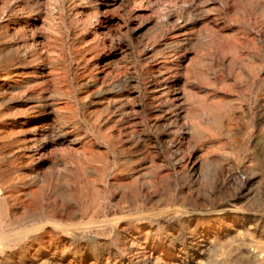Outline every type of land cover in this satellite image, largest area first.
<instances>
[{"label":"rangeland","instance_id":"1","mask_svg":"<svg viewBox=\"0 0 264 264\" xmlns=\"http://www.w3.org/2000/svg\"><path fill=\"white\" fill-rule=\"evenodd\" d=\"M66 263L264 264V0H0V264Z\"/></svg>","mask_w":264,"mask_h":264},{"label":"bare ground","instance_id":"2","mask_svg":"<svg viewBox=\"0 0 264 264\" xmlns=\"http://www.w3.org/2000/svg\"><path fill=\"white\" fill-rule=\"evenodd\" d=\"M34 42V41H33ZM36 43V42H35ZM34 44V43H33ZM26 51V50H25ZM156 82V81H155ZM176 84V83H175ZM179 86V85H178ZM177 89V87H176ZM170 90V89H169ZM172 91V90H171ZM180 91V90H179ZM173 92V91H172ZM172 98V97H171ZM170 98V99H171ZM174 99V98H173ZM175 100V99H174ZM173 101V100H172ZM175 103V102H174ZM180 103V101H179ZM174 108V107H173ZM177 110V109H176ZM182 111V110H181ZM178 116V115H177ZM30 117V116H29ZM33 117V116H32ZM41 122V121H40ZM26 130V129H25ZM10 187V186H9ZM226 210V209H225ZM225 210H217V211H213L211 212L212 215H216V216H221L222 214H228L229 216L233 215V214H237L238 213V210H234V209H229L228 211H226V213H222L224 212ZM197 214V213H196ZM64 219V217H63ZM219 220V219H218ZM216 221V220H215ZM54 225H57V224H54ZM78 226V225H77ZM242 226V225H241ZM39 227V226H38ZM54 227V226H53ZM3 228V227H2ZM82 230V229H81ZM84 230V229H83ZM60 232V231H59ZM83 232V231H82ZM71 234V233H70ZM73 239V238H72ZM55 241V240H54ZM207 241V240H206ZM68 242V241H67ZM64 244V243H63ZM193 245L196 244V237L193 238ZM198 245V244H197ZM200 245V244H199ZM196 248V247H195ZM199 248V247H198ZM48 249V248H47ZM206 250V249H205ZM51 252V251H50ZM66 252V251H65ZM194 253V252H193ZM30 255V254H29ZM67 255V254H66ZM180 255V254H179ZM68 256V255H67ZM110 256V255H109ZM201 257V256H200ZM74 258V257H73ZM48 258H44L42 257V260L41 262L43 261H46ZM65 259V258H64ZM76 259V258H75ZM61 260V258L59 259ZM31 261V260H30ZM36 261V260H35ZM74 262V261H73ZM31 263V262H30ZM67 264V263H66Z\"/></svg>","mask_w":264,"mask_h":264}]
</instances>
